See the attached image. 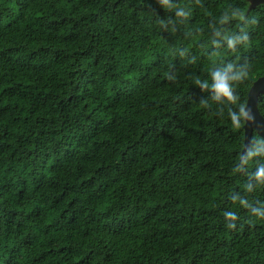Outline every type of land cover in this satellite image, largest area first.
I'll return each instance as SVG.
<instances>
[{
  "label": "trees",
  "instance_id": "1",
  "mask_svg": "<svg viewBox=\"0 0 264 264\" xmlns=\"http://www.w3.org/2000/svg\"><path fill=\"white\" fill-rule=\"evenodd\" d=\"M165 15L156 0H0V264H249L264 246L212 207L227 125L166 79L184 71L171 48L201 50L149 24Z\"/></svg>",
  "mask_w": 264,
  "mask_h": 264
},
{
  "label": "clouds",
  "instance_id": "2",
  "mask_svg": "<svg viewBox=\"0 0 264 264\" xmlns=\"http://www.w3.org/2000/svg\"><path fill=\"white\" fill-rule=\"evenodd\" d=\"M250 3L156 0L166 15L149 21L161 31L174 33L183 28L187 36L199 40L203 60L182 43L171 48L170 54L182 60L183 73L170 68L165 76L178 90L181 103L197 115L227 125L222 131L228 138V150L221 163L228 183L220 188L223 207L217 201L212 207L222 229L232 233L245 226L264 232V125L257 123L247 100L252 73L258 63H264V55L253 52L257 41H264V11H250ZM197 13L203 24L193 26L190 21ZM193 89H198V98L192 96ZM247 247L249 264H264V246L253 241Z\"/></svg>",
  "mask_w": 264,
  "mask_h": 264
},
{
  "label": "water",
  "instance_id": "3",
  "mask_svg": "<svg viewBox=\"0 0 264 264\" xmlns=\"http://www.w3.org/2000/svg\"><path fill=\"white\" fill-rule=\"evenodd\" d=\"M264 6V0H251L249 10ZM264 93V76L258 78L250 87L248 92V104L253 109L259 125H264V117L258 109L259 97Z\"/></svg>",
  "mask_w": 264,
  "mask_h": 264
}]
</instances>
